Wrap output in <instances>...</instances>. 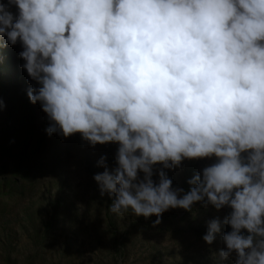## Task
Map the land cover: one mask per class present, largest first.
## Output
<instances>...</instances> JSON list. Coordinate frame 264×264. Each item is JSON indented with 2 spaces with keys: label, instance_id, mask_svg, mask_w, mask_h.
Wrapping results in <instances>:
<instances>
[{
  "label": "clouds",
  "instance_id": "1",
  "mask_svg": "<svg viewBox=\"0 0 264 264\" xmlns=\"http://www.w3.org/2000/svg\"><path fill=\"white\" fill-rule=\"evenodd\" d=\"M17 43L46 133L117 145L93 176L109 212L227 209L213 256L264 264V0H6L0 47ZM204 159L172 186L165 170Z\"/></svg>",
  "mask_w": 264,
  "mask_h": 264
},
{
  "label": "rangeland",
  "instance_id": "2",
  "mask_svg": "<svg viewBox=\"0 0 264 264\" xmlns=\"http://www.w3.org/2000/svg\"><path fill=\"white\" fill-rule=\"evenodd\" d=\"M21 50L19 43L0 47V264H234L213 256L223 248L220 235L212 245L202 239L207 221L227 209H169L155 226V216L107 210L111 200L93 176L103 171L102 155L114 166L117 145L48 135L46 115L26 96L34 82L20 67ZM212 162L185 160L165 171L187 191L186 181Z\"/></svg>",
  "mask_w": 264,
  "mask_h": 264
},
{
  "label": "trees",
  "instance_id": "3",
  "mask_svg": "<svg viewBox=\"0 0 264 264\" xmlns=\"http://www.w3.org/2000/svg\"><path fill=\"white\" fill-rule=\"evenodd\" d=\"M18 65V64H17ZM188 219H183L184 222H187Z\"/></svg>",
  "mask_w": 264,
  "mask_h": 264
}]
</instances>
